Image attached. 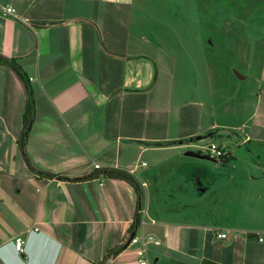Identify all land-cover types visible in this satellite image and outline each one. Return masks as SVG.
<instances>
[{
    "label": "crops",
    "instance_id": "obj_1",
    "mask_svg": "<svg viewBox=\"0 0 264 264\" xmlns=\"http://www.w3.org/2000/svg\"><path fill=\"white\" fill-rule=\"evenodd\" d=\"M148 7V0H0V56L24 70L35 100L23 154L26 85L0 64V264H137L143 245L130 243L135 236L150 239L148 264H264V165L242 156L243 146L251 158L264 156V87L251 117L236 124L228 121L247 113V84L237 83L242 104L221 122L210 87L191 90L183 78L177 93L167 68L157 90L163 56L137 31ZM229 125L244 133L220 131ZM213 136L229 159L203 154ZM28 164L72 179L96 165L122 170L142 199L125 181L46 178Z\"/></svg>",
    "mask_w": 264,
    "mask_h": 264
},
{
    "label": "rangeland",
    "instance_id": "obj_2",
    "mask_svg": "<svg viewBox=\"0 0 264 264\" xmlns=\"http://www.w3.org/2000/svg\"><path fill=\"white\" fill-rule=\"evenodd\" d=\"M148 3L144 13L145 27H139L137 31H143L150 37L156 55L163 56L162 65H158V74L161 75L157 90L160 87L165 89L167 68L175 74L177 93L183 78L188 81L191 90L210 87L217 95L214 99L215 104L217 102V119L221 122L227 119L224 115L229 117V108L234 106L239 109L238 105L242 104L237 83L247 84L251 96L250 104L245 105L247 113L241 117L235 114L231 117L234 122L229 120L228 123L236 124L245 120L246 116L251 117L255 110L253 102L257 100L253 95L262 90L256 92L257 86L264 87L261 77L264 72V0H148ZM235 71L242 76L248 75V79L239 81ZM226 77L234 82L227 83ZM223 102L230 105L222 107ZM189 109L194 111L195 108ZM180 115L179 111H173L175 120ZM254 123L255 120L248 124L247 131L253 130ZM237 125H229L232 127L220 131L232 137L243 134L244 130L240 129V133L232 130L239 129L234 128ZM261 133L264 135V131ZM208 140L205 146L218 141L219 137H209ZM242 148V156L264 165V156L261 160L251 158L248 149L245 146ZM202 152L205 154V151ZM257 174L260 176V171ZM256 190L261 192L262 188L256 187Z\"/></svg>",
    "mask_w": 264,
    "mask_h": 264
},
{
    "label": "trees",
    "instance_id": "obj_3",
    "mask_svg": "<svg viewBox=\"0 0 264 264\" xmlns=\"http://www.w3.org/2000/svg\"><path fill=\"white\" fill-rule=\"evenodd\" d=\"M0 64L3 66H8L10 67L13 71L16 72V74L22 79V81L26 85L27 93H28V99H27V104L25 108V113H24V129L22 131L21 137L19 139V145L21 148L22 153L24 154L25 152V145L28 140V136L31 130V126L33 124V121L35 119V100H34V93L29 81L28 76L24 72V70L20 67V65L13 59H8L6 57L0 56ZM229 159L227 156L223 157L222 160H227ZM29 165V164H28ZM29 168L32 170L33 173L40 175L41 177H46V178H56V175L49 174V173H44L37 171L36 169L32 168L29 165ZM57 178L61 180H70V181H77V182H82L85 180H93V179H98V178H109L112 180H121L125 181L128 184H130L133 188H135L139 194L140 200L142 199V192L140 190V186L138 182L133 178L131 174L128 172L114 169V168H101L95 171V173L88 175L86 177L82 178H68L64 176H58ZM139 220V219H138ZM138 220H136V224H138Z\"/></svg>",
    "mask_w": 264,
    "mask_h": 264
},
{
    "label": "built area",
    "instance_id": "obj_4",
    "mask_svg": "<svg viewBox=\"0 0 264 264\" xmlns=\"http://www.w3.org/2000/svg\"><path fill=\"white\" fill-rule=\"evenodd\" d=\"M13 9L9 8L6 10V14H13ZM205 155L213 158V159H222L223 157L227 156V152L221 147L219 146V144L217 143H210L206 148H205ZM96 169H101V167L99 165L95 166ZM36 231H38V229H36ZM220 238H225L227 237L226 234H220L219 235ZM150 241L149 238L143 239V238H138V237H133L130 241L131 244H142L143 247L141 249H139L136 252V255L138 257V262L137 264H148V260L146 259V242ZM25 244V240L22 237H18L15 240V246L16 249L19 252H23V247Z\"/></svg>",
    "mask_w": 264,
    "mask_h": 264
}]
</instances>
